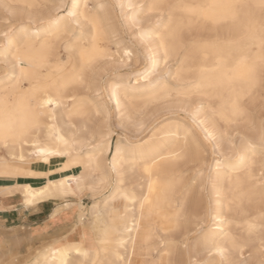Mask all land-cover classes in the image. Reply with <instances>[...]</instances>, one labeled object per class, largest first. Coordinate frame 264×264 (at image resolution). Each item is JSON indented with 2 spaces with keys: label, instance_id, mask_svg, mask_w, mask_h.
Wrapping results in <instances>:
<instances>
[{
  "label": "bare ground",
  "instance_id": "1",
  "mask_svg": "<svg viewBox=\"0 0 264 264\" xmlns=\"http://www.w3.org/2000/svg\"><path fill=\"white\" fill-rule=\"evenodd\" d=\"M88 1L72 0L70 11L73 13L71 21L82 22L86 26L85 33L79 31L77 35L69 37L67 29L72 26L68 19H58V15L49 16L38 26L16 27L9 38H14L23 27H27L33 39L50 36L51 46L41 49L37 40L34 48L29 51L33 64L25 65L23 74L18 67L13 70L6 66V73L2 72L4 74L0 76V98L8 104H19L22 98L37 95V85L59 87L73 80L80 69L82 49L87 50L86 55L91 58V63L81 73L83 86L73 84L58 97L55 88L50 89V95L59 99L60 103L45 106L49 115L41 119L46 123V127L36 130L31 140L34 144H44L49 138L50 128L66 139L74 135L73 155L82 154L85 160L88 155L98 158L99 167L92 171L96 173L95 179L90 178V173L87 174L83 187L78 189L76 179L85 171L83 166L74 163L71 167H65L67 156L50 155L47 161L35 158L32 160L49 164L52 158L60 159L59 166L47 171L21 167V174L14 175L15 185L0 187V191L21 190L25 195V202L28 198L45 196L44 190L50 183L59 184L61 181H64L68 188V192L61 194L64 196L78 195L85 190L94 194L107 184L112 187L101 200L95 198L90 204L86 211L88 226H85L84 215L79 213L77 226L82 228V239L48 244L39 249L32 264H61V251L67 252V264H82L88 259V264H135L133 259L136 244H141L149 261L157 260V264H161L164 255L165 264H222L221 257L226 254L238 260L243 256L245 248L255 252L259 250L261 241L264 240V161L259 159L258 154L262 149L264 127L256 128L252 137L241 138V144L238 146H234L228 138L230 156L215 163L207 179L208 183L206 182L208 188H204L206 196L211 198L210 205L204 203V208L196 198L200 194L202 184L196 188L186 187L182 180L181 167L184 161L187 158L199 161L204 151L203 144L193 130L196 126L194 119V126L191 127L171 118L154 127L142 141H127L125 145L116 143L112 158L107 162L101 157L110 150L109 140H106V144L100 143V149L92 147L81 152L87 145L84 135L89 132V128L85 121L76 125L74 119L85 117L88 105L97 113L102 105L89 97H82L79 90L89 87L95 62L107 55L106 49L100 43L104 32L103 17L100 16L103 12L102 4L98 3L95 8H91ZM148 1L149 10H164L167 15L166 21L159 25L155 33V51L163 53L164 59L178 58V66L172 74V85L167 82L158 84V81L149 76L151 73L135 78L134 87L130 88L125 87L124 81L111 82L108 88L111 93L109 99L117 108L124 100L132 104L138 99L144 102L154 101L172 94L186 98L203 95L214 103L213 114L227 124L247 114L245 101L253 104L261 99L264 104V71H261L258 62L262 54L260 36L264 25V14L259 7L260 0ZM42 2L44 0H0V5L8 12L30 13L32 7L28 5L38 6ZM208 4H241L247 7L241 9L234 20L230 16L225 19L220 15L216 23H211L199 14L207 11L203 6ZM222 11L227 14L228 10ZM62 40L66 41L61 44ZM124 51L130 53L127 47ZM218 59L222 61L220 65L216 63ZM254 60L257 61L256 70L250 74L249 68ZM145 76H148L146 81ZM165 88L168 95L161 94ZM237 98L242 114L233 116L232 103ZM38 103L42 104V100H33L34 107ZM17 115L26 114L18 112ZM201 130L206 142L212 138L215 145L218 144L217 138L214 139L215 131L211 127L204 125ZM96 133L99 139L108 134L98 126ZM209 145L211 149L214 147L212 143ZM24 149L25 160L16 161L25 162L28 159L33 150L32 144L25 143ZM16 151L18 155L19 145L16 146ZM176 152L181 153L180 158L173 156ZM120 160H135L136 165L120 167ZM10 161L11 156L0 148V173L6 170L15 172L16 165H12ZM114 161L117 162L118 172L110 182L109 176ZM149 165L150 178L144 171ZM75 167L80 168L76 173L73 171ZM54 173L58 176H54ZM20 177L27 181L20 182ZM34 180L37 183L31 184ZM101 180H104V183H101ZM121 189L126 190L130 198L121 196ZM28 193L32 194L31 197ZM117 199L124 200L123 210L113 215L111 207ZM178 202L183 204L182 209L177 207ZM68 205L67 202L62 209L55 210L67 214ZM79 207L84 206L80 203ZM205 215L211 217L213 223L203 225L202 223L207 221L204 220ZM249 224H254L255 228L249 230ZM91 231H95L93 238L87 237Z\"/></svg>",
  "mask_w": 264,
  "mask_h": 264
},
{
  "label": "rangeland",
  "instance_id": "2",
  "mask_svg": "<svg viewBox=\"0 0 264 264\" xmlns=\"http://www.w3.org/2000/svg\"><path fill=\"white\" fill-rule=\"evenodd\" d=\"M88 2L91 8H95L98 3L102 4L103 12L100 16L103 17L104 32L100 43L106 49L107 55L105 58L95 62L90 75L89 87H82L79 90V94L82 97H89L102 105L98 113L94 112L88 105L86 108L88 109L87 115L83 118L74 119L76 125H80L82 121H85L87 128H89V132L84 135L87 145L81 152H85L92 147L100 149L102 147L100 143L106 144V140H109V152L106 155H102V152H100V157L102 155L101 158L107 162L112 158L116 143L125 145L127 141H142L151 133L154 127L161 125L168 119L172 118L181 121L191 127L196 125L193 130L197 139L203 144L204 151L200 155L199 161L193 158H187L186 160L188 161H184L181 167L182 180L186 187L196 188L202 184L200 186V194L196 198L200 202L199 205H202L203 208L206 203L210 205L211 198L206 196L207 179L213 171L215 163L221 162L226 157L229 158L230 145L227 142L228 138L229 141L233 142L234 146H238L241 144V138L252 137L256 128L264 127V104L262 100H256L253 104H248L245 101L247 114L227 124L213 114L214 103L207 100L203 95H192L186 98L172 94L154 101L144 102L138 99L132 104L124 100L117 108L114 102L109 99L111 93L108 88L113 81H124L125 87L130 88V86H133L135 78L151 73L149 76L151 79L158 81V84L167 82L172 85L171 78L175 71L174 69L178 66V58L164 59L163 53H157L153 45L155 33L159 25L166 21L167 15L164 10H158V12L149 10L148 0H89ZM129 5H132V7H129ZM71 10L72 0H44L37 7H32L30 13L8 12L0 5V33H7L8 37H10L12 31L20 25L38 26L44 23V19L46 20L49 16L56 15L59 18L69 20L72 26V28L67 29L69 37L77 35L79 31L85 33L86 26L82 22L71 21L72 17H68L67 13ZM133 18L138 23H133ZM141 29L148 33L147 38L141 36ZM4 40L5 37L0 36V44ZM65 41L62 40L61 44ZM126 47L130 50V56H124ZM165 60L167 64H165ZM6 66L4 56L0 54V76L6 73V70H4ZM145 81L143 80V82ZM193 119L194 125H192ZM204 125L211 127L215 131L214 139L217 138V145H215L212 138L209 142L204 140L201 130ZM96 126L100 127L102 131L108 132V134L99 139L96 135ZM210 143L214 144L212 149L210 148ZM218 148L220 149L218 150ZM258 157L264 161V148L261 149ZM10 162L14 166H21L26 169L47 171L49 168L52 169L59 166L61 160L52 158L49 164H43L29 158L25 162L16 160ZM79 170V167H75L73 171L76 173ZM94 173H90L91 179H95ZM53 175L58 176L57 173ZM114 178L115 173L111 172L109 181L112 182ZM18 180L20 182L27 181L22 177L18 178ZM35 183L37 181L34 180L31 184ZM111 187L112 185L107 184L99 188L97 191L99 194L96 192L94 193L95 195L85 190L78 195H58L53 198L37 200L36 203L41 202L46 209L44 224L42 226H18L8 230L0 239V264H9L12 259H15L16 264L32 262L39 249L48 244L54 245L82 239V228L77 226L79 213L84 215L85 226H88L87 209L95 198L101 200L104 195L108 194ZM205 187L206 189H204ZM202 201L203 203H201ZM67 202L69 203L67 217L63 214H58L52 218L53 210L55 208L62 209ZM80 203L84 207H79ZM123 205V199L115 200L111 207V213L113 215L120 213L123 210ZM204 220H207V223L203 222V225L213 223L212 218L209 216L206 217L205 215ZM96 229L98 231V228ZM87 237H95V231H91ZM261 245L256 252L245 248L243 256L238 258V260L232 259L234 258L233 256L226 254L227 257H221V263L229 264L233 260L230 264H264V240L261 241ZM134 248L135 257L133 263L157 264L155 263L157 260H154V262L149 261V257L145 254L144 247L141 244H136ZM228 255L230 256L228 257ZM89 261L90 259L86 261V264ZM165 262L166 257L164 255L161 259V264H165Z\"/></svg>",
  "mask_w": 264,
  "mask_h": 264
},
{
  "label": "snow or ice",
  "instance_id": "3",
  "mask_svg": "<svg viewBox=\"0 0 264 264\" xmlns=\"http://www.w3.org/2000/svg\"><path fill=\"white\" fill-rule=\"evenodd\" d=\"M28 7H37L35 4H30ZM87 7V5H85ZM132 7V5H129ZM155 7V6H154ZM207 9L206 12L199 13L202 15L203 19L216 23L218 16L223 15L225 19H228L229 16L231 19H235L238 15L239 11L245 7L246 5L241 4H208L203 6ZM262 14H264V0H260V5ZM222 10H228L227 14H225ZM191 11V10H190ZM195 14V13H194ZM68 17H72L73 13L68 12ZM59 19V17H58ZM87 19V17H86ZM95 23L94 21L92 22ZM133 23H138L135 18H133ZM50 31V30H49ZM148 33L144 32L141 29V36L147 37ZM0 36H4L5 40L2 44H0V54L4 56L6 65L11 69L15 70L17 67L20 69L21 74L25 72V65L31 66L33 64V58L29 55V51L34 48L37 40H39L41 49L45 47H50V36L45 35L43 38L37 37L33 39L29 35V29L27 27H23L20 32L16 34L14 38H9L7 33H0ZM95 39V38H94ZM95 44L93 43V48ZM260 47L262 50V54L258 58L259 65L261 66V71H264V25L261 28V36H260ZM87 50L82 49L80 52V69L76 72L73 80L65 82L64 84L56 87L55 85H37L35 88V92L37 95L29 96L26 98H22L19 104H8L3 98H0V148L4 150V152L11 156V160L15 161L20 159L21 161L25 160V143H31L33 150L29 153L28 158H35L37 160L44 159L47 161V157L50 155L56 156H67L68 160L65 164V167H71L72 164H81L85 169L84 172L81 173L80 177L76 179V187L81 189L83 187L85 176L96 168L99 167L98 158L94 155H88L85 160L82 154H72V144L74 142V135L65 138V136L60 135L55 129L49 130L48 139L44 144H34L32 143L31 137L36 133V130L43 129L46 127V123L41 119L45 115H49V113L45 110V106L53 105L54 103H60L59 99L53 98L50 95V89L55 88L56 96L58 97L62 91L67 90L73 84L84 85V80L81 73L84 71L85 67L91 63V58L86 55ZM131 53L125 52L124 56H130ZM46 59V58H45ZM217 65H220L222 61L220 59L217 60ZM165 64L167 61L165 60ZM257 61H252V64L249 68V73L252 74L256 70ZM11 79V78H10ZM145 79H148V76H145ZM134 87V86H130ZM199 87V85H197ZM162 95H168L167 88L162 90ZM74 99V97H73ZM33 100L40 101L42 100V104H37L36 107L33 106ZM18 112H24L26 115L18 116ZM241 109L239 107L238 98L232 103V115H241ZM55 119V117H51ZM227 119V117H223ZM20 146L19 154L17 155L16 146ZM261 147L264 148V136H262ZM119 151V144H118ZM175 158H180L181 153L176 152L173 153ZM8 163V162H5ZM155 163V161H153ZM124 165H128L131 167H135V160H120L119 166L123 167ZM15 172L11 170H6L0 175H19L21 174L20 168L21 166H15ZM111 171L113 173L118 172L117 162L114 161L111 166ZM144 171L149 174V178L151 177V165L144 168ZM101 183H104V180H101ZM151 190V185H149ZM68 192V188L65 186V182L61 181L59 184H49L48 188L44 190L45 195L54 194L61 195ZM31 193H28V196L31 197ZM120 195L125 199L130 198V194L121 189ZM34 202L33 198H28L25 200V203L32 204ZM177 207L182 209L183 204H177ZM179 212L177 213V217H179ZM262 218H264V213H262ZM249 230L255 228L254 224L248 225ZM79 251V249H76ZM61 264H67V252L61 251L60 256ZM9 264H16L15 259L9 261ZM29 264H32L30 261ZM38 264V262H37Z\"/></svg>",
  "mask_w": 264,
  "mask_h": 264
},
{
  "label": "crops",
  "instance_id": "4",
  "mask_svg": "<svg viewBox=\"0 0 264 264\" xmlns=\"http://www.w3.org/2000/svg\"><path fill=\"white\" fill-rule=\"evenodd\" d=\"M15 183L16 178L14 175L0 177V187H11L14 186ZM24 196L21 190H12L10 192L7 190L0 191V239L8 230L18 226H42V224H44L43 220L46 217V209L44 204L41 202L36 203V201L39 199L57 197L58 195L48 194L42 197H36L32 204L25 203L23 199ZM58 214H63L67 217L65 213L55 209L51 217H56ZM74 230L76 231V229ZM86 261L87 260L83 261L82 264H86Z\"/></svg>",
  "mask_w": 264,
  "mask_h": 264
}]
</instances>
